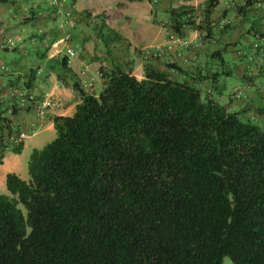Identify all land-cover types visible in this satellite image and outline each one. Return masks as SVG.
<instances>
[{
	"label": "trees",
	"instance_id": "obj_1",
	"mask_svg": "<svg viewBox=\"0 0 264 264\" xmlns=\"http://www.w3.org/2000/svg\"><path fill=\"white\" fill-rule=\"evenodd\" d=\"M208 2L211 39L220 2ZM184 15L173 16L179 36ZM259 26L247 33L255 53L223 44L211 55L215 71L151 61L142 80L115 66L99 95L74 82L81 103L73 116L54 117L57 137L32 153L30 179L7 176L0 264H264V119L247 107L230 111L234 98L223 103L220 88L234 74L225 71L227 51L248 87L264 76ZM13 131L0 113V146Z\"/></svg>",
	"mask_w": 264,
	"mask_h": 264
},
{
	"label": "rangeland",
	"instance_id": "obj_2",
	"mask_svg": "<svg viewBox=\"0 0 264 264\" xmlns=\"http://www.w3.org/2000/svg\"><path fill=\"white\" fill-rule=\"evenodd\" d=\"M101 1L104 4L111 2V0H81L77 8L98 9ZM245 1L225 0V4L220 9L231 7L230 10L236 11L237 15L233 14L230 18H227L220 11L219 16H211L210 24L213 29V37L211 39L206 38V25L204 24L208 0H135L137 3H130L131 1L129 0H115L117 3L116 7V4L112 2L113 4L110 5L112 7L96 14L88 11L60 14V18H57L56 22L52 23V28L54 26L52 33L57 34L62 32L63 34L61 37L62 44L59 46L61 56L57 59L58 61H50L47 69L55 71L59 83L66 85V79L70 78L72 80V89L73 83L78 82L83 89H87L93 95H97L100 90L101 80L104 86V74L110 72L115 66H122L126 70H131L139 80L144 79L145 66L151 61L159 69L163 70L167 69L168 63L176 61L183 69L189 72H193L197 67L205 70L209 68L215 71L218 68L212 64L214 63L211 56L213 52L218 51L223 44L233 48L234 42L243 36L240 35L243 19L238 18L242 12L234 10V7L238 8L236 5L244 6ZM234 2L236 5L232 4ZM143 8L148 9V15L146 20L141 21L140 12L144 11ZM174 13H186V15L180 17L181 21L186 23L183 35L181 36L175 32ZM256 13L254 12L253 14ZM69 16L70 18H68ZM46 17L47 15H42L41 19H46ZM28 18L32 22L37 20L34 15H29ZM258 22H262L264 25L263 20H258ZM191 23H195V25ZM197 26H200L203 31H197ZM261 27L259 26V29ZM172 36L175 38V42L171 41ZM257 42L258 40L254 36H250L247 43H242L238 49H244L246 54L252 55L256 51V49L252 48L253 44ZM68 49L75 52L76 56L74 58L66 56ZM231 51L224 53L229 65L225 71L230 72L233 70L234 74L231 77H222L220 83V88L223 89L224 95L222 102L226 103L229 97L236 98L239 97L237 95L243 96L244 88L253 90L256 97L262 94L264 96V93H262V91L264 92V76L256 78L253 83L254 85H249L250 87H248L246 81L238 78L236 66L239 64V61H232L233 57H235V51ZM19 57L20 55L12 50L0 48V65L9 66L15 58L19 59ZM64 58H67V65L70 64V61L86 64V71L92 73V77L95 79L92 82L83 84L72 70L70 71L68 67L66 68L63 65ZM257 71L256 69L255 72ZM261 72H264V67L261 68ZM79 73L83 77L85 71ZM45 78L47 79V77ZM4 79L3 76L0 77V80ZM42 99L35 100V102L37 104L51 102V107L46 108L44 114H40L37 112L36 104L33 110L39 117L44 118L49 110H61V100H57L51 95L43 96ZM257 103L264 102L257 101ZM257 113H252L251 117L254 115V117H259L258 114L260 113ZM10 115L13 116V113ZM260 115L264 119V112ZM241 118L242 120L246 119L244 116ZM14 126L18 127L20 131H15V133H25V139L40 128H36L35 126L28 127L21 121L15 123ZM52 136L53 134L43 133L36 138H32V141L49 140L45 141V144H47L52 141ZM29 141H27L28 153L33 146L32 141ZM22 145L23 143L19 146ZM15 147L18 146L9 141H4V145L0 146V159H2L4 152L7 150L13 151ZM223 264L234 263L229 257H226Z\"/></svg>",
	"mask_w": 264,
	"mask_h": 264
},
{
	"label": "crops",
	"instance_id": "obj_3",
	"mask_svg": "<svg viewBox=\"0 0 264 264\" xmlns=\"http://www.w3.org/2000/svg\"><path fill=\"white\" fill-rule=\"evenodd\" d=\"M219 1L220 4L213 14L214 16H219L220 11L227 18H230L233 14L237 15L236 11L230 10L231 7H223L221 10L220 8L225 4V0ZM258 1L260 4L247 8V12L239 15L240 17L238 16V18L243 19V26L240 28V35L243 36L238 39L239 43H247L250 37L247 36V32L255 29L256 25H263L258 20L264 21V0ZM112 2L116 4V7L117 3L115 0H111L109 4H104L101 1L98 9L77 8L81 0H16L0 4V48L3 50H12L20 55L19 59L15 58L9 66L0 65V77L3 76L5 78L4 80H0V113L1 116L7 117L13 124L21 121L28 127H40L37 132L25 139L20 154H16L11 150L4 152L2 159H0L2 162L0 164L1 195L9 194L6 186L8 174H16L25 181L30 179L29 168L27 167H29V160L32 153L34 150H41L49 144H45V141L49 140H37L33 142L32 138H36L43 133H49L53 134L51 138L53 141L57 137L53 122L54 117L73 116L77 106L81 103V97L72 89V80L67 78L66 85L61 84L57 80L55 71L47 69L50 61H58L57 59L61 56L59 46L62 44L61 37L63 34L62 32L57 34L52 33L54 28V26L52 28V23H55L56 19L60 18V14L83 13L86 11L93 12L94 14L99 13L112 7L110 6L113 4ZM130 3L137 2L134 0ZM143 10V12H140L141 21L146 20L148 15V9L143 8ZM254 12L257 13L253 14ZM29 15H34L37 20L32 22L28 18ZM42 15H47L46 19H41ZM69 22L72 23L71 20ZM39 40L40 42H38ZM66 56L69 55L67 54ZM72 62L70 61L68 69L70 71L72 70L83 84L92 82L95 79L92 77V73L86 71V64L76 63L75 61L74 64ZM46 71L47 74L45 75ZM81 71H85L83 77L79 73ZM33 76L34 80L30 81V78ZM100 82L102 83L97 95L103 89V81L101 80ZM84 90L90 93L87 89ZM243 94V96L240 95V97L234 98L230 111H236L246 106L247 109L254 110H251V113L256 114L258 112L261 114L263 111L259 112V110L264 109V103H257V101L264 102L263 94L256 97L254 91L247 88L243 89ZM48 95L62 101L61 110H49L44 118L39 117L33 110L37 104L35 100H43V96ZM13 111H16L17 114L11 116L10 114ZM260 114H258V118L262 120ZM28 140L33 143L29 153L27 152Z\"/></svg>",
	"mask_w": 264,
	"mask_h": 264
},
{
	"label": "built area",
	"instance_id": "obj_4",
	"mask_svg": "<svg viewBox=\"0 0 264 264\" xmlns=\"http://www.w3.org/2000/svg\"><path fill=\"white\" fill-rule=\"evenodd\" d=\"M3 0H0V4L2 3ZM8 1H16V0H8ZM171 41L172 42H175V38H171ZM13 46V45H11ZM67 54L69 55V57H74L75 56V52L71 49H68L67 51ZM51 107V102H47V103H44V104H37L36 105V108H37V112L40 113V114H44V111L46 108H49ZM25 138H26V135L25 133H15V131L13 132H6V134L4 135L3 137V140L4 141H9L11 143H13L14 145L18 146L22 143H24L25 141Z\"/></svg>",
	"mask_w": 264,
	"mask_h": 264
}]
</instances>
